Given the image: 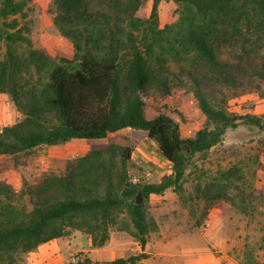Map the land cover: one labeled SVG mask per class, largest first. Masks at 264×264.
<instances>
[{
	"label": "trees",
	"instance_id": "obj_1",
	"mask_svg": "<svg viewBox=\"0 0 264 264\" xmlns=\"http://www.w3.org/2000/svg\"><path fill=\"white\" fill-rule=\"evenodd\" d=\"M161 1L152 0L141 18L144 0H53V24L73 47L70 59H54L34 47L21 22L26 1L0 0V94L22 114L0 126V157L130 128L144 131L170 164L158 182L132 184V148L108 144L19 189L0 178V264H18L39 245L74 231L87 236L92 249L104 247L112 230L143 248L157 229L148 214L150 195L181 191L191 159L222 141L228 128L246 123L264 130V115L228 110L242 95L264 98V0H170L175 19L160 26ZM175 89L190 92L205 117L191 137L164 112L146 116L150 95L165 98ZM241 179V168L231 166L197 184L194 196L204 213L220 201L235 205L231 190L244 193ZM145 257L141 252L105 264ZM75 264L96 263L79 256Z\"/></svg>",
	"mask_w": 264,
	"mask_h": 264
},
{
	"label": "rangeland",
	"instance_id": "obj_2",
	"mask_svg": "<svg viewBox=\"0 0 264 264\" xmlns=\"http://www.w3.org/2000/svg\"><path fill=\"white\" fill-rule=\"evenodd\" d=\"M25 1V16L21 22L29 26L34 47L42 49L50 58L70 59L72 44L58 34L53 24V0ZM151 4L152 0H144L137 15L148 17ZM174 7L170 0L161 1L160 26L175 19ZM228 110L238 115H264V98L248 93L232 99ZM157 111L171 116L183 137L193 136L205 120L193 95L184 89H175L165 98L150 95L146 116L151 118ZM21 118L10 97L1 93L0 126ZM108 144L132 148L131 157L136 166L131 165L128 170L137 171L140 165L149 169L152 177L147 182H158L162 175L170 172V164L157 154L144 131L124 128L103 139H71L60 145L38 146L28 156L0 157V178L19 189L24 181L34 183L43 173L61 174L68 160ZM231 166L241 168L242 179L237 183L244 193L232 188L235 205L220 201L204 213L203 203L194 196L195 186L203 185L218 170ZM148 214L157 229L150 233L147 241L176 239L178 243L173 251L177 254L191 253L194 260L199 259L202 264H264V130L246 123L228 128L222 141L191 159L181 191L169 189L163 195H150ZM111 234L135 241L123 231L112 230L109 237ZM79 256L88 257V254L73 250L68 253L66 264H75ZM27 257L28 254L23 255L18 264H28Z\"/></svg>",
	"mask_w": 264,
	"mask_h": 264
},
{
	"label": "crops",
	"instance_id": "obj_3",
	"mask_svg": "<svg viewBox=\"0 0 264 264\" xmlns=\"http://www.w3.org/2000/svg\"><path fill=\"white\" fill-rule=\"evenodd\" d=\"M148 141L156 147L152 140L148 139ZM136 163L139 164V162ZM78 233L74 231L65 240H51L39 245L36 250L28 253V264H66L65 260L67 259L68 253L73 250L87 253L88 257L96 264H105V262L112 261L116 258H124L135 251L137 253L143 252L147 254V257L141 259L136 264L203 263L199 259L194 260L191 253L188 255H180L173 251L175 244L178 243L176 239L147 241L145 246L141 248L136 241L122 235L114 236L111 234L104 247L92 249L89 238Z\"/></svg>",
	"mask_w": 264,
	"mask_h": 264
},
{
	"label": "built area",
	"instance_id": "obj_4",
	"mask_svg": "<svg viewBox=\"0 0 264 264\" xmlns=\"http://www.w3.org/2000/svg\"><path fill=\"white\" fill-rule=\"evenodd\" d=\"M141 169L127 170L128 179L132 184L144 183L147 182L152 177V172L149 169L143 168L140 165ZM72 261H75V258H72Z\"/></svg>",
	"mask_w": 264,
	"mask_h": 264
},
{
	"label": "water",
	"instance_id": "obj_5",
	"mask_svg": "<svg viewBox=\"0 0 264 264\" xmlns=\"http://www.w3.org/2000/svg\"><path fill=\"white\" fill-rule=\"evenodd\" d=\"M136 202L137 203L141 202V194L140 193H138L137 196H136Z\"/></svg>",
	"mask_w": 264,
	"mask_h": 264
}]
</instances>
